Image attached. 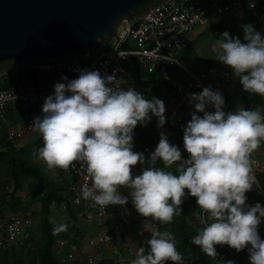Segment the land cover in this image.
Here are the masks:
<instances>
[{
    "label": "clouds",
    "instance_id": "9594fccd",
    "mask_svg": "<svg viewBox=\"0 0 264 264\" xmlns=\"http://www.w3.org/2000/svg\"><path fill=\"white\" fill-rule=\"evenodd\" d=\"M243 31V41L223 32L212 52L232 70L245 92L264 97V37L251 24L243 25ZM62 79L65 82H57L54 94L46 97L42 115L29 125L42 136L43 146L36 153L49 169L67 171L79 162L90 177V183L81 187L84 200L101 209L124 206L129 196L118 190L125 188L137 212L160 224H171L182 215L187 196L195 197L201 211L194 215L202 227L192 244L212 259L219 257L218 245L237 252L247 249L251 264H264V239L259 233L264 206H250L246 195L257 182L251 156L264 141V107L226 112L220 91L205 87L190 93L194 111L183 127L188 158L164 132L146 157L133 150L134 129L138 124L147 126L152 116L158 117L162 128L167 120L163 100L146 99L135 88L114 87L117 78L98 70L83 69L78 78ZM159 162L164 168L175 166V171L157 167ZM138 164L142 172L134 175ZM62 231H67L66 224L56 225L53 235ZM146 245L139 247L131 264H185L171 231H151Z\"/></svg>",
    "mask_w": 264,
    "mask_h": 264
},
{
    "label": "built area",
    "instance_id": "2783aa9c",
    "mask_svg": "<svg viewBox=\"0 0 264 264\" xmlns=\"http://www.w3.org/2000/svg\"><path fill=\"white\" fill-rule=\"evenodd\" d=\"M247 12H251L256 31L264 37V0H167L135 19L98 48L86 51L64 63L35 68L38 69V74L34 78L19 70L4 74L0 77V129L6 140L15 148L24 145L22 141L24 131L29 130L37 136L36 148H41L42 136L32 131L29 125L34 117L42 115V105L47 96L54 94L55 84L65 82L62 77L67 76L71 80L78 78L83 69L98 70L101 75H114L119 84L113 86L127 90L132 86L123 75V62L129 57H134L149 73L158 72L162 65H175L184 71V78L180 79L179 83L156 97L164 101L167 118L161 128L158 127V117H156V128L159 133L167 132L169 142L177 145L183 157L188 158L189 154L184 149L183 142L178 140V136L183 132V127L194 111L189 94L199 93L205 87L225 94L231 88L233 76L229 67L215 61L203 62L194 71L189 70L177 59L176 54L193 40L191 33L193 27L207 25L214 17L234 16L243 19ZM108 42H111V46L105 48ZM164 57L170 60H165ZM239 108L240 105H224L226 112ZM175 136L178 139L174 140ZM1 139L0 136V141ZM251 160L253 175L257 181L253 190L260 202L256 201L255 196L246 193L247 203L250 206L256 203L264 206V184L259 181V177L264 180V159L262 160L259 150L252 153ZM133 172L134 175L140 174V167L136 166ZM67 173L74 180L69 187V200L73 211L78 218L92 224L94 232L79 245L71 247L61 258L62 262L98 264L104 259H109L113 264H131L116 245L115 234L110 227V220L107 219L111 211L117 212L110 214L120 213L127 220H132L139 214L131 202L130 194L121 193L129 196L126 205H109L101 209L99 206H93L91 200H84L81 196L82 185L90 183L86 169L77 162L75 167L67 170ZM77 200L79 203L76 202ZM59 206L65 211L63 204ZM55 210L56 204L52 203V215ZM148 219L147 236L151 237V231L157 230V225L151 218ZM260 225H264V218ZM201 227L199 225V229ZM112 228L117 227L112 226ZM33 229L34 221L28 215L14 213L6 219L0 217V252L23 242L29 245L28 241L33 235ZM104 249L109 251L108 255L103 253ZM217 252L218 259H212L217 264L227 260L234 261V264H250L248 260L243 259V250L237 252L227 245H218Z\"/></svg>",
    "mask_w": 264,
    "mask_h": 264
},
{
    "label": "trees",
    "instance_id": "16d2710c",
    "mask_svg": "<svg viewBox=\"0 0 264 264\" xmlns=\"http://www.w3.org/2000/svg\"><path fill=\"white\" fill-rule=\"evenodd\" d=\"M232 21H241L242 41L244 37L243 25L251 24L256 30L255 20L251 12H247L243 19H238L237 17L231 19L224 18L220 22L212 25L209 29L215 31ZM123 67L124 77L131 84L132 88L143 93L146 99L156 98L164 91L171 89L177 84L178 78L184 74V71L175 65H162L158 72L149 73L134 57L127 58L123 62ZM26 73L34 78L38 74V69L26 68ZM228 104L232 106L240 105V108L251 110L264 106V97L258 94H249L242 87L240 90L230 93L228 96ZM164 133L168 136L167 132ZM160 134L156 128V116H152L147 126L138 124L134 129L133 150L143 152L146 157H150V153L155 151L159 143ZM1 137L0 171H3L7 175V179L12 185V192L16 193L21 190L25 181H31L33 190L29 194L39 202L40 239L36 252H31L30 257H25V259L23 257L22 260L16 257L13 264H20L24 261L27 264H66L65 262L59 261L54 254V245L57 238L65 237L66 234L53 235V228L56 225L53 222L51 206L52 203L57 205L63 203L69 216L75 219L69 200L68 181L63 183L56 182L46 171L34 163V160L38 158V154L36 153L38 140L15 148L6 140L3 132ZM178 137V140L183 142V132ZM157 167L165 171H175L174 166L172 168H164L162 162H159ZM142 168L143 166L141 165V172ZM181 207L183 209L182 215L175 216L171 224H160L156 222L157 229L161 231L168 230L175 235L177 250L184 254L185 264H213L212 258L203 253L198 246L191 242V238L198 234L200 230L188 222L189 214L195 216V212H200L196 198L188 195ZM80 237L81 231L77 230V234L72 237L71 242H77ZM21 247H24V245ZM13 249L15 250L16 248L14 247ZM14 250L13 253L8 249L1 252L0 261L2 264L7 263L9 255H13ZM243 252H247V249L243 250ZM98 264L113 263L109 259H104ZM167 264H174V262L169 261Z\"/></svg>",
    "mask_w": 264,
    "mask_h": 264
},
{
    "label": "water",
    "instance_id": "95a60500",
    "mask_svg": "<svg viewBox=\"0 0 264 264\" xmlns=\"http://www.w3.org/2000/svg\"><path fill=\"white\" fill-rule=\"evenodd\" d=\"M166 1L0 0V77L70 61Z\"/></svg>",
    "mask_w": 264,
    "mask_h": 264
},
{
    "label": "rangeland",
    "instance_id": "374dc122",
    "mask_svg": "<svg viewBox=\"0 0 264 264\" xmlns=\"http://www.w3.org/2000/svg\"><path fill=\"white\" fill-rule=\"evenodd\" d=\"M214 21H215L214 18H212L207 25H197V26L193 27L191 30V33H192L194 39L190 43L183 46L182 49L176 54L177 59L189 70L194 71L195 69L199 68L201 66V64H203V62H207V61L220 62L214 58L215 54L212 52V45L216 41V39L221 38V34L223 32L227 31L230 33L231 36H233V37L238 36L242 40L241 21H236V22L232 21L231 23L225 24L223 27H221L215 31H211V29H209V28H211ZM110 46H111V42H108L105 45V48H108ZM19 71L20 72H26V68L19 69ZM232 76H233V81H232L231 88L226 94H223L225 99H226V95L229 96L231 92L236 91V90H240L243 87L240 84L239 79L233 74V72H232ZM182 78H184V74L181 75L180 78H178L177 83H179V80ZM201 115H203V113H201ZM25 138H26V140L29 139V137H25ZM32 139H33V141H36L37 136L33 135ZM176 139H178L177 136H175L174 140H176ZM263 145L264 144L262 143L261 148H259V150L262 152V154L264 152V146ZM263 159H264V155H262V160ZM42 162L43 161L40 160L39 158L34 160V163H36L37 165H40L41 169H44L49 174V176H52V178H54V176H55L54 171L57 168L49 169L47 167V165L44 162L43 163ZM259 181L261 182V184H264V180L261 177H259ZM32 186H33V184L31 181H26V182H24V185H23L24 189L23 190L16 192V193H13L12 192V185L8 181L7 175H5V173L3 171H0V211L1 212L5 211L4 213H9L8 211L17 212L20 214L26 213V214H29L36 219L35 213H36V210L39 208V202L37 201L36 198H34L28 194V190H30ZM15 194H20L19 195L20 199L17 196H15ZM247 194L250 196L256 195L253 188H252V190L248 191ZM54 213H55V215H53V222L55 223V225H61V224L67 225V231H62L59 234H66L65 239L67 240V242L70 241V238L75 233L74 228H76V226L78 224H81L82 220H79L78 222L77 221L74 222L73 220H70L69 217L65 213L59 211L58 209H56ZM188 222L193 227H196L199 229L200 223H199L198 219H196V217L193 216L192 214L188 215ZM35 224H36V221H35ZM34 228H36L33 232L34 239H33V243L30 245L32 249L29 250V248L26 245L27 242L23 243L22 245L25 244L26 246L17 247L14 250V254L13 255L11 254L9 256V264H13L16 257L20 258L22 260L23 257H24V259H25V257H27V258L30 257L31 252H36L38 241L40 239V233L38 230V225L37 226L35 225ZM260 236H261V234H260ZM262 236H264V235H262ZM58 239H62V237L58 238ZM60 242L62 243V244H60V246H62L63 243L67 244V242H63V241H60ZM28 250H29V252L27 253ZM68 250L69 249H66V250L60 249V251H58L56 248L55 253L59 257V256H63L66 252H68ZM246 258H247V254L243 252V259H245V261H246ZM248 262L251 264L250 260H248ZM213 264H217V263L215 261H213ZM218 264H220V263H218Z\"/></svg>",
    "mask_w": 264,
    "mask_h": 264
},
{
    "label": "crops",
    "instance_id": "0c3cea01",
    "mask_svg": "<svg viewBox=\"0 0 264 264\" xmlns=\"http://www.w3.org/2000/svg\"><path fill=\"white\" fill-rule=\"evenodd\" d=\"M234 16H226V17H221V18H216V17H214V22H213V24L212 25H214V24H216V23H218V22H220L222 19H224V18H227V19H231V18H233ZM217 21V22H216ZM193 39H194V37H193ZM226 94V93H225ZM228 96L226 95V103H225V105H229L228 104V98H227ZM0 136L2 135V130L0 129ZM32 136H33V134L29 131V130H26V131H24V136H23V139H22V141L24 142V144H26V143H28V142H32L31 140H32ZM25 137H29V139L28 140H26V138ZM262 143L264 144V141H262L261 142V146H262ZM261 146H260V148H261ZM264 146V145H263ZM259 150V149H258ZM259 152H261L260 150H259ZM260 155L262 156V155H264V152H263V154H262V152L260 153ZM43 163V162H42ZM39 167H40V165H38ZM137 166H139L140 167V174H141V165H137ZM41 168V167H40ZM44 170V169H43ZM45 171V170H44ZM133 174H134V172H133ZM54 178H52V176H50L53 180H55L56 182H59V183H63V182H66V181H68V191H69V187H70V185L73 183V181L74 180H72L70 177H69V175H68V173H67V171H65V170H63V169H60V168H57V169H55V171H54ZM26 182V181H25ZM23 185H24V183H23ZM24 188H22L21 190H23ZM21 190H19V191H21ZM33 190V186L31 187V189L30 190H28V194H29V192H31ZM19 191H17V192H19ZM118 191H121V193H125V194H130L129 193V190L128 189H125V188H121V189H119ZM69 194H70V191H69ZM20 194H15V196H17L18 198L20 197L19 196ZM30 195V194H29ZM17 198V199H18ZM255 198H256V201L257 202H260V200H259V198L255 195ZM20 199V198H19ZM61 204H63V203H61ZM60 204H56V209H58L59 211H61V212H63V213H65L68 217H69V219L70 220H73L74 222L75 221H79V220H82L81 222V224H78L77 226H76V228H74L75 229V233H74V235H76L77 234V230H80L81 231V237L78 239V241L77 242H75V243H73V242H71V239H72V237L74 236H72L71 238H70V241H68L67 242V240L65 239L66 237H62V239H58L57 238V240H56V243H55V245H54V248L56 249L57 248V250L58 251H60V249H62V250H66V249H70L71 247H74V246H77V245H79L83 240H85V238L88 236V235H91L93 232H94V227L92 226V224H90V223H88V222H86V221H84L83 219H81V218H78L77 216H76V214L74 213V211H73V213H74V216H75V219H73L71 216H69V213H68V211L66 210V208H65V211H62L61 210V208H59L60 206H59ZM64 205V204H63ZM65 206V205H64ZM5 211H3V212H1L0 211V217L1 218H4V219H6V218H8L10 215H12V214H14V213H17V212H11V211H8L9 213H4ZM111 212H117V211H111ZM111 212H109V214H108V216H107V219L108 220H110V223H111V229H112V231L114 232V234H115V237H116V245L119 247V250H120V252L125 256V258L127 259V260H129V261H132L133 259H136L137 258V252H138V249H139V247H148L147 245H146V240L147 239H150L151 237H149V236H147V232L149 231V219L148 218H145V217H143V216H141L140 214H137V216H134L133 217V219L132 220H127L126 218H124L120 213H113V214H110ZM24 214V213H23ZM24 215H29V214H24ZM35 215H36V219L34 218V217H32L31 215H29L32 219H33V221H34V227H35V225L37 226L38 225V230H39V233H40V229H39V208L36 210V213H35ZM53 215H55V213L53 214ZM53 215H52V217H53ZM35 219V220H34ZM35 221H36V224H35ZM112 226H116L117 228L116 229H114V228H112ZM36 228H34L33 229V232H34V230H35ZM259 232H260V234H261V238L262 239H264V236H262V235H264V225H260L259 226ZM59 238H61V237H59ZM33 239H34V237H33V235H32V237H31V239H30V241H28V243H30L29 245H27V243H26V245H27V247L29 248V250L30 249H32L31 248V244L33 243ZM60 241H63V242H67V244L66 243H63V247H61L60 246V244H62ZM60 242V243H59ZM23 243H25V242H23ZM23 243H19L18 245H16V246H11V247H8L7 249L8 250H10V252L12 253L13 252V248L15 247V248H17V247H20V246H23L22 244ZM25 244H24V246H26ZM66 245V246H65ZM7 249H5V250H7ZM55 249H54V254L56 255V253H55ZM4 250H2L1 252H3ZM1 252H0V254H1ZM64 252V251H63ZM33 253H35V252H33ZM62 253V252H61ZM103 253L105 254V255H108L109 254V251L108 250H106V249H104L103 250ZM244 253H246L247 254V258H246V260H250L249 259V254H248V251L247 252H244ZM61 255V254H60ZM10 256V255H9ZM64 256V255H63ZM63 256H57L56 255V257L58 258V260L59 261H62L61 260V258L63 257ZM26 264V262L24 261V262H22V263H20V264ZM6 264H9V257H8V260H7V263Z\"/></svg>",
    "mask_w": 264,
    "mask_h": 264
}]
</instances>
